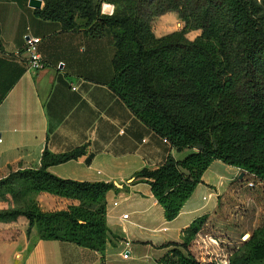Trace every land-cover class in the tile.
Here are the masks:
<instances>
[{"label": "trees", "instance_id": "trees-1", "mask_svg": "<svg viewBox=\"0 0 264 264\" xmlns=\"http://www.w3.org/2000/svg\"><path fill=\"white\" fill-rule=\"evenodd\" d=\"M152 0H134L132 25L101 15L91 0H41L36 17L60 22L65 31L78 26L101 37L109 32L116 53L110 88L130 110L177 151L192 150L182 160L169 155L156 170L143 169L136 178L147 181L168 221L174 220L214 161L255 175L264 185V26L255 17L254 0H202L194 13L192 0H160L163 11H175L190 27L203 30L199 39L186 37V26L161 39L149 40L144 15ZM79 14V15H78ZM224 14L227 18L222 17ZM85 20L78 23V18ZM235 39L236 57L224 55L221 39ZM3 48L0 29V50ZM82 146L54 154L45 150L39 169L18 170L0 180V190L19 183L28 193L54 199L53 210L24 213L27 233L40 240L69 242L99 252L104 258L114 236L106 225V194L112 183L80 182L50 174V166L86 155ZM88 154L87 162L92 160ZM15 214H0V221ZM204 217L184 231L182 243L159 264H218L205 262L189 249ZM260 228V229H259ZM245 246L241 264L264 263V226ZM3 239V238H2Z\"/></svg>", "mask_w": 264, "mask_h": 264}, {"label": "crops", "instance_id": "crops-1", "mask_svg": "<svg viewBox=\"0 0 264 264\" xmlns=\"http://www.w3.org/2000/svg\"><path fill=\"white\" fill-rule=\"evenodd\" d=\"M40 3L44 6L41 0H0V180L39 169L46 149L62 154L85 146L88 153L80 159L47 171L61 179L112 183L106 225L115 239L104 258L73 243L40 240L14 257L0 250V264H139L143 259L159 264L172 248L168 244L182 243L186 229L221 206L247 205L248 225L264 224V189L241 196L236 183L246 172L222 161L209 166L178 216L168 221L151 185L135 174L156 170L169 155L182 160L192 150L177 152L110 88L116 49L109 32L95 37L81 25L65 31L60 22L36 17ZM29 37L40 39L41 70L28 65Z\"/></svg>", "mask_w": 264, "mask_h": 264}, {"label": "rangeland", "instance_id": "rangeland-1", "mask_svg": "<svg viewBox=\"0 0 264 264\" xmlns=\"http://www.w3.org/2000/svg\"><path fill=\"white\" fill-rule=\"evenodd\" d=\"M160 0H152L148 4L147 12L144 15L145 22L149 25L148 33L149 40L161 39L167 35L181 32L187 27L185 34L189 40L199 39L203 35V30L196 25L190 27L179 17L175 11H163L166 7L164 3H158ZM163 1V0H162ZM195 4L193 9L199 12V6H204L202 0H192ZM95 9H98L101 15L123 19L126 26L132 25V15L134 11V0H91ZM253 9L255 17L264 26V0H254ZM79 15V14H78ZM222 17L227 18L224 14ZM79 24H84L86 21L78 18ZM235 39L228 37L222 38L221 43L224 47V57H229L235 60L236 57V42ZM189 150H187L188 152ZM238 182L236 183V185ZM245 199V198H244ZM53 201L46 198H41L34 193L28 191L19 183L10 185L0 190V214H15L6 220L0 221V250L10 257L15 254L25 252L28 246L32 243L35 235L31 238L27 233L28 220L24 213L27 210L38 208L44 211L53 210ZM251 207L245 205L244 211L234 214V208L223 207L218 208L217 212L212 215L205 216L204 223L198 233L189 242V249L198 259L205 262H218V264H241L242 257L248 252L245 246L246 242L254 236L259 226L254 222H250L248 218L251 215L246 214V209ZM245 213V220L237 219ZM252 222V221H251ZM260 229V228H259ZM249 234V238L244 240V236ZM212 237V238H211ZM3 238V239H2ZM139 264H155L154 260L143 259ZM264 264V263H253Z\"/></svg>", "mask_w": 264, "mask_h": 264}, {"label": "built area", "instance_id": "built-area-1", "mask_svg": "<svg viewBox=\"0 0 264 264\" xmlns=\"http://www.w3.org/2000/svg\"><path fill=\"white\" fill-rule=\"evenodd\" d=\"M39 43H40V39L29 37L26 40V44H25V50L29 55L28 65L30 68L34 70H41L45 67L44 60L42 56L40 55V53L38 52ZM72 90H77V87L73 86ZM164 141L167 142V140L165 139ZM238 182H239L237 186L238 191L236 192H240L241 196L247 195V197L250 198L251 195L249 194L251 192L261 191L264 189L263 183L255 175L248 174L247 172H246L245 178L242 181L238 180ZM114 206H118V203L115 202ZM233 208H234L235 215L236 213H240V211L244 210V206L242 204H237L236 206H233ZM123 219L128 220L129 214L123 215ZM163 230L166 231V228H164ZM129 246H130V241H126V247H129Z\"/></svg>", "mask_w": 264, "mask_h": 264}, {"label": "water", "instance_id": "water-1", "mask_svg": "<svg viewBox=\"0 0 264 264\" xmlns=\"http://www.w3.org/2000/svg\"><path fill=\"white\" fill-rule=\"evenodd\" d=\"M245 173L243 172L241 175H240V179H242L244 177ZM249 238V234H246L244 236V240H247Z\"/></svg>", "mask_w": 264, "mask_h": 264}]
</instances>
